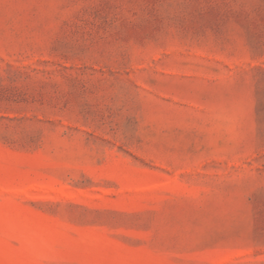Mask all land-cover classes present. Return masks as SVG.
Listing matches in <instances>:
<instances>
[{
    "label": "rangeland",
    "instance_id": "rangeland-1",
    "mask_svg": "<svg viewBox=\"0 0 264 264\" xmlns=\"http://www.w3.org/2000/svg\"><path fill=\"white\" fill-rule=\"evenodd\" d=\"M0 264H264V0H0Z\"/></svg>",
    "mask_w": 264,
    "mask_h": 264
}]
</instances>
